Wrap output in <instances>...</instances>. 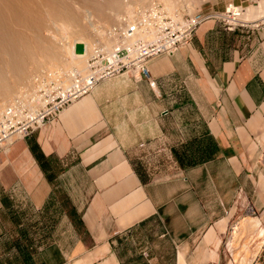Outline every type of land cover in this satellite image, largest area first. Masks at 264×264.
<instances>
[{"label":"crops","instance_id":"obj_1","mask_svg":"<svg viewBox=\"0 0 264 264\" xmlns=\"http://www.w3.org/2000/svg\"><path fill=\"white\" fill-rule=\"evenodd\" d=\"M262 20L203 22L1 152L0 264H264Z\"/></svg>","mask_w":264,"mask_h":264},{"label":"bare ground","instance_id":"obj_2","mask_svg":"<svg viewBox=\"0 0 264 264\" xmlns=\"http://www.w3.org/2000/svg\"><path fill=\"white\" fill-rule=\"evenodd\" d=\"M66 1L0 0V119L4 112L7 113L9 105L17 99H20L18 104L29 106L35 113L42 109L48 102L46 94L38 92L40 86H47L44 77H48L49 81L55 80L63 89V93L68 88H82L92 73L90 58L103 52L111 61H116L121 42L128 46L136 39L146 40L154 37L152 19L144 14V11L149 10V6L144 5L152 7L151 14L153 11L156 13L159 24H167L163 18L164 14L173 16L176 21H183L184 26L188 24L180 11H173L182 7L183 0H162L164 5L162 3L157 5L158 0H148L149 4L140 2L138 5L143 7L137 5L136 8L133 4L136 8L133 11L135 13L132 12L131 5L124 0H81L82 11L73 9L74 7L69 6ZM185 3L191 7L189 1ZM160 4L163 7H160ZM230 9L233 11L231 20L238 19L247 25H250L249 20L264 19V3L259 9L254 5L247 7L232 5ZM126 10L130 15L115 18L118 20L115 23L117 26L114 24L107 27L115 15L117 17L121 11ZM140 10L143 11L145 21L142 20V23L145 24L141 27L137 25L131 34L127 32L122 38V28L126 31L128 26L138 24ZM95 15L97 20L104 24V29L98 30V34L103 37L101 38L103 48L91 54L97 49L94 40L91 39L99 27V21L90 18ZM58 24L64 25L60 27ZM53 25H57V28H53ZM64 27L67 29L66 33ZM44 29L49 32H45ZM78 41H86V54L77 52ZM79 73L81 78L78 77ZM140 75L143 74L140 73L136 77Z\"/></svg>","mask_w":264,"mask_h":264},{"label":"built area","instance_id":"obj_3","mask_svg":"<svg viewBox=\"0 0 264 264\" xmlns=\"http://www.w3.org/2000/svg\"><path fill=\"white\" fill-rule=\"evenodd\" d=\"M236 4L232 3L226 5L224 10L203 11L198 10L193 13H183L184 21L188 22L186 26L183 21L175 20L173 16L164 14V21L166 25L159 24L156 13H152V7H149L147 12L144 11L146 17L152 19L155 36L151 39H136L128 46L121 42V48L117 50L116 61H111L106 53L101 52L99 56H93L89 62L92 67V73L86 80L82 88L72 89L68 88L65 93L60 86H56V81L47 78L44 81L48 83L47 86H40L38 92L46 94L48 101L45 106L36 113L26 105L18 104L20 99L13 101L9 105L7 113H3L0 119V153L7 151L11 145L20 138L29 137L36 129L42 127L48 122L55 120L63 109L80 98L81 96L90 93L102 81L121 76L123 74H131L135 77L142 73L145 76H151V71L148 66V61L152 57L161 54H172L179 50L183 45L187 44L195 35L197 28L207 19H217L229 29L247 26L241 20H231L233 11L230 6ZM160 7H163L160 4ZM142 20L145 21L143 11L138 12V24H132L122 28V38L126 33L131 34L136 28L142 26ZM157 23V24H155ZM138 27V28H139ZM117 28V27H116ZM85 52L87 53V43L85 42ZM101 59V61H100ZM116 62V63H115ZM81 78V74L78 75ZM151 85L156 86L158 81L152 79ZM18 104V105H17ZM11 114V115H10ZM253 211V207H250Z\"/></svg>","mask_w":264,"mask_h":264},{"label":"rangeland","instance_id":"obj_4","mask_svg":"<svg viewBox=\"0 0 264 264\" xmlns=\"http://www.w3.org/2000/svg\"><path fill=\"white\" fill-rule=\"evenodd\" d=\"M66 1V0H65ZM68 1V2H67ZM66 1V3L69 5V6H71L73 9H75V10H78V11H82V5L80 4V1L81 0H67ZM129 1V2H128ZM185 1H189V3L191 4V7H190V5L189 4H186L185 3ZM218 0H183L182 1V7H180V8H176V9H173V11H175V12H181L182 14L184 13H193V12H196V11H198V10H203V11H206V12H209V11H213V10H224L225 9V5H227V4H229L230 2H232V0H219V2H217ZM236 4H238V5H241L242 7H247V6H249V5H254V6H257L258 7V9L261 7V5H263V1L264 0H233ZM75 2V3H74ZM124 2H126L127 4H130L131 5V7H132V12L138 7V6H141V7H143V5H138V3H140V4H143V3H147V4H149L150 3V1H148V0H134V1H132V0H124ZM73 3V4H72ZM137 3V4H136ZM158 3H164V2H162V0H158L157 1V5H158ZM227 3V4H226ZM72 4V5H71ZM80 4V5H79ZM133 4H134V6L136 7L137 5V7L135 8L134 6H133ZM156 5V6H157ZM164 5V4H163ZM144 6H149L150 7V5H144ZM166 6L168 7V4H166ZM135 8V9H134ZM84 9V8H83ZM131 9V8H130ZM168 9V8H167ZM178 10V11H177ZM133 13H135V12H133ZM176 14H178V13H176ZM121 15H123V16H128V15H130V13H128V10H126V12L125 11H121V13L120 14H118L117 15V17H115L114 16V20H111V22H109L108 24H110V25H108L107 27H111L112 25H114L116 22H118V20L116 21V19H118V17H122ZM175 16H177V15H175ZM242 17L244 18L245 16L244 15H242ZM91 18V20H96V22H98L99 20H97V17H96V15L94 16V17H90ZM116 18V19H115ZM250 21V25L251 24H253V25H255V24H257V23H259L260 21H263L262 19H258V20H256V21H252V20H249ZM99 24V27H98V29H96V34L94 33V35H93V33H91L88 29H86L88 32H90L92 35H93V37L91 38L92 39V41L94 40V43H95V45H96V50L94 49V51L93 52H91V54L92 53H95V51H97V50H99V49H102L103 48V42H101V38H103V37H101L98 33H99V31L98 30H101L102 28L104 29V24H102V22H101V20L98 22ZM112 23V24H111ZM62 25H64V24H58V26H62ZM114 26H117L116 24L114 25ZM53 28H57V25H53L52 26ZM63 27V26H62ZM106 27V26H105ZM102 29V30H103ZM63 30H64V33H66L67 31V29H66V27H64L63 28ZM44 31L45 32H49L47 29H44ZM106 36V35H105ZM119 36V35H118ZM103 40V39H102ZM116 41H118V39L116 38L115 39ZM85 42L86 41H81V42H78L77 44H78V50H77V52L78 53H81V54H86V52H85ZM178 51V50H177ZM89 57V56H88ZM69 58L70 59H72V57L71 56H69ZM44 78H47L48 79V77H44ZM50 78V77H49ZM45 82V81H44ZM47 82H50V81H47ZM46 82V83H47ZM47 85H48V83H47ZM56 86H60V85H58L57 83H56ZM61 87V86H60ZM46 96V95H45ZM47 97V96H46ZM82 97V96H81ZM77 100V99H76ZM75 100V101H76ZM74 102V101H73ZM8 104H9V102H8ZM151 153H149V149H145L142 153H145L144 155H143V158H139V160H144V161H146L148 164H149V166L150 167H152L151 168V170H153V171H155L154 170V168L155 169H158L159 171H167V169L169 168V166H170V164L172 165L173 163L171 162V160H170V158H168V157H166L165 155L164 156H162V155H160V154H157L158 152H154V151H150ZM168 161H169V163H168ZM156 173V172H155ZM129 235V236H128ZM128 235L127 236H125V239H124V243L128 246H130V247H136V245H135V241H134V237L133 236H131V234L130 233H128Z\"/></svg>","mask_w":264,"mask_h":264},{"label":"trees","instance_id":"obj_5","mask_svg":"<svg viewBox=\"0 0 264 264\" xmlns=\"http://www.w3.org/2000/svg\"><path fill=\"white\" fill-rule=\"evenodd\" d=\"M201 147V143L198 141L194 144H191L189 145V149H191V153L190 155H187L184 159V162H188L189 164H194L196 162H198L200 160V158H198L197 156V153L200 152L202 149L200 148ZM140 173L142 174L143 177H146V173L143 169V165H141L140 163V167L138 168Z\"/></svg>","mask_w":264,"mask_h":264}]
</instances>
